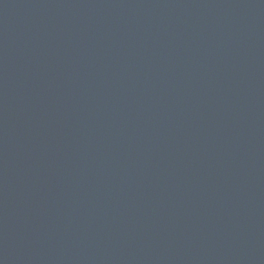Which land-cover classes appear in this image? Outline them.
Masks as SVG:
<instances>
[{
  "label": "water",
  "instance_id": "water-1",
  "mask_svg": "<svg viewBox=\"0 0 264 264\" xmlns=\"http://www.w3.org/2000/svg\"><path fill=\"white\" fill-rule=\"evenodd\" d=\"M0 264H264V0H0Z\"/></svg>",
  "mask_w": 264,
  "mask_h": 264
}]
</instances>
